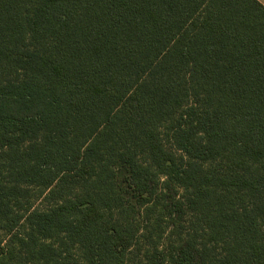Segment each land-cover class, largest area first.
I'll use <instances>...</instances> for the list:
<instances>
[{
    "label": "trees",
    "instance_id": "16d2710c",
    "mask_svg": "<svg viewBox=\"0 0 264 264\" xmlns=\"http://www.w3.org/2000/svg\"><path fill=\"white\" fill-rule=\"evenodd\" d=\"M0 264H264V6L0 0Z\"/></svg>",
    "mask_w": 264,
    "mask_h": 264
},
{
    "label": "crops",
    "instance_id": "0c3cea01",
    "mask_svg": "<svg viewBox=\"0 0 264 264\" xmlns=\"http://www.w3.org/2000/svg\"><path fill=\"white\" fill-rule=\"evenodd\" d=\"M257 1L260 2L264 6V0H257Z\"/></svg>",
    "mask_w": 264,
    "mask_h": 264
}]
</instances>
